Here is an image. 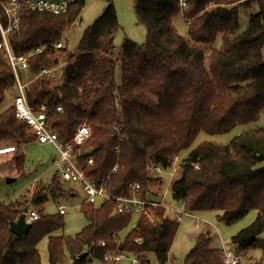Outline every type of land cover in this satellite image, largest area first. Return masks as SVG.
<instances>
[{
    "label": "trees",
    "instance_id": "1",
    "mask_svg": "<svg viewBox=\"0 0 264 264\" xmlns=\"http://www.w3.org/2000/svg\"><path fill=\"white\" fill-rule=\"evenodd\" d=\"M253 1L185 0L187 9L181 13L179 0H136L134 11L138 24L146 29V42L138 46L126 40L120 49L114 45L117 12L110 4L86 29L75 51L68 50L66 43L60 50L53 45L74 29L85 0L70 2L61 15L25 8L19 29L8 35V41L16 55L46 47L28 59V102L35 109L46 105L47 126L63 143L80 123L89 124L92 134L78 157L86 176L99 181L117 166L110 176V193L118 195L129 183H139L147 194L149 165L166 170L201 133L224 135L235 127L254 125L264 114L262 0H256L260 10L250 17L247 29L237 33L239 9ZM179 15L190 23L188 37L173 25ZM0 20L7 24L1 8ZM218 37L222 46L215 49ZM42 69L52 73L40 75ZM16 84L5 51L0 50V105ZM32 140L14 105L0 113V147L19 148ZM88 158L93 159L92 166L84 165ZM58 180L52 178L51 187L39 185L32 195L27 190L15 202H0V264H42L38 245L46 238L51 264H63L66 253L71 264H88L89 255L104 260L116 250V237L131 218L116 214L114 202L84 203L81 211L88 225L74 238L54 235L64 228V215L46 214L44 206L47 193L60 188ZM170 188L173 200L182 202L185 211L217 212L226 225L256 211L255 221L233 236L231 243L237 253L264 252V127H251L226 145L200 144L183 161ZM31 198L39 219L27 234L17 237L10 224L19 219ZM153 215L156 224L142 219L121 248L137 255L140 264H151L147 254L167 264L179 222L161 208ZM136 238L143 243L136 244ZM101 241L106 242L104 247L98 246ZM183 264L225 263L222 251L199 236Z\"/></svg>",
    "mask_w": 264,
    "mask_h": 264
},
{
    "label": "rangeland",
    "instance_id": "2",
    "mask_svg": "<svg viewBox=\"0 0 264 264\" xmlns=\"http://www.w3.org/2000/svg\"><path fill=\"white\" fill-rule=\"evenodd\" d=\"M69 1L74 2L77 0ZM135 3L136 0H85V5L79 20L76 22L74 29L64 34L62 39L63 42L66 43L68 50L75 51L78 48L86 29L92 26L100 18L108 5L113 4L117 12L119 23V30L114 40L116 49H120L126 40H129L138 46H142L146 42L147 34L145 27L137 22L134 11ZM262 5L264 6V0H262ZM259 10L260 5L256 0H254L249 7L243 6L239 9L238 34L243 33L247 29L250 17L258 13ZM173 25L181 36L188 37V23L182 15H179L173 21ZM221 46L222 39L221 37H218L214 48L220 49ZM63 59L64 57L61 56L62 61ZM22 74L23 75H20L21 81L23 83L28 82L27 84H29V81L31 80L29 72H24ZM16 95V87L7 92L5 101L0 105V113L4 112L14 104L13 99ZM254 126L264 127V114L254 125L235 127L229 133L224 135H208L201 133L192 147L184 151L170 169L163 171L160 175L155 174L151 165H149L148 174L151 179L147 184L148 197L154 200L164 201V203L172 210L171 212L173 215L175 211H184L183 203L173 200L170 186L176 175L178 176L180 173L181 164L186 157L192 153L193 149L204 142L226 145L234 137ZM11 147L15 146L12 145L4 148ZM4 148L0 147V202L6 204L15 202L18 200L19 196L24 194L27 190L30 191L32 195L36 187L39 188V185L51 187L52 178H58L55 166L52 164L54 159L59 157L58 151L54 146L49 144L41 146L30 142L26 145L25 150L23 147H15L14 150L8 151L3 150ZM7 177L12 179L15 177V181L8 183ZM58 181V186H60V188L57 189L58 191L47 193L48 201L44 206V211L46 214L55 215L59 213L60 205L66 206L67 211L64 215V228L57 231L54 235L74 238L88 225V221L81 211L86 196L77 184L61 183L60 180ZM71 192L75 196H70ZM29 204H32V198L30 199ZM34 208L36 209L35 206ZM205 213L214 214V212ZM193 214L201 219V222L197 223L193 217L184 216L183 220L179 223V229L171 247V253H173L175 257L173 264H182L184 262L185 258L196 247L197 238L199 236L209 238L213 249L216 248V250L222 251V239L226 246L230 248L229 245H231V238L252 224L257 218L258 213L252 211L232 225H226L218 219H215L212 215H209V217L205 216L209 218L205 219L202 218L203 215H200L201 212ZM170 218L172 219V217ZM135 219L136 218H134V223L136 222ZM131 230L132 226L130 223L118 233L120 241L125 240ZM47 245V238L41 241L38 245L42 264H51ZM147 257L150 259L151 264H160L154 255L148 254ZM87 260L88 264H115L99 260L91 255L88 256ZM71 261L70 254L66 253L63 264H71ZM119 264H132V262L131 259H124L121 263L119 262ZM242 264H264V252L258 249L249 250L245 253V259Z\"/></svg>",
    "mask_w": 264,
    "mask_h": 264
},
{
    "label": "built area",
    "instance_id": "3",
    "mask_svg": "<svg viewBox=\"0 0 264 264\" xmlns=\"http://www.w3.org/2000/svg\"><path fill=\"white\" fill-rule=\"evenodd\" d=\"M179 1L183 13L184 10L187 9V5L185 0ZM69 5V0H9L6 3L0 2V8L4 11L7 18L6 25L0 20V32L3 39V42L0 44V50L5 51L6 58L9 60L16 77L17 95L14 98L16 117L27 123L33 134L34 143L41 146L49 144L57 149L59 157L54 159L52 164L55 166L60 182L77 184L86 196L84 201L85 204L98 206L104 203L114 202L116 204V214L130 216V223L132 226L131 232L138 228L140 221L144 218L155 225L156 218L153 215V211L160 208L164 209L166 215H168L169 218L172 217L175 221L181 222L184 216H189L193 217L197 223L201 222V219L184 209L182 212L175 211L173 215L171 212L172 210L164 201L154 200L148 197V195L144 193L142 185L139 183H129L127 189L118 195L110 193V176L116 172L117 166H115L107 178L95 181L86 176L83 169L84 166L78 162V157L80 155L79 151L92 134L89 124L87 122L80 123L73 137L68 142L63 143L59 139L58 134L51 131L47 126L46 105H42L38 109L30 106L26 92L27 84L21 81L20 74L21 72H28L29 57L42 53L46 47L35 48L29 55H16L9 45L8 35L19 29L21 21L20 14L25 8L34 12H47L54 15H61L67 13ZM188 24L190 23L188 22ZM53 46L56 50H60L63 48L64 42L60 41ZM51 73L52 70L42 69L40 75L49 76ZM58 110L62 111L61 108H58ZM14 149L15 147H11L4 148L3 150L8 151ZM93 164L94 161L92 158H88L84 163V165L88 166H92ZM151 168L159 175L163 171L170 169L168 168L165 170L161 165H152ZM73 195L74 194L71 192L70 196ZM66 211V206L60 205L59 213L65 215ZM134 218H136L135 223ZM38 219V211L30 204L28 206V212L25 214L26 223L32 225ZM130 233L123 241H120V237H116L118 247L114 252L107 253L104 257V261L118 263L124 259H131L132 264H140L137 255L130 254L121 248L129 240ZM134 242L138 245L143 243L141 238L134 239ZM105 245L106 242L104 241L98 243V246L104 247ZM223 259L225 264H241L244 256L240 253L224 249Z\"/></svg>",
    "mask_w": 264,
    "mask_h": 264
},
{
    "label": "water",
    "instance_id": "4",
    "mask_svg": "<svg viewBox=\"0 0 264 264\" xmlns=\"http://www.w3.org/2000/svg\"><path fill=\"white\" fill-rule=\"evenodd\" d=\"M14 179L8 178L7 182L11 183ZM28 212V206L23 210L22 215L19 217V219L15 222H12L10 224V230L11 232L16 235L17 237H23L25 234H27L31 228V224L26 223L25 221V214ZM86 254H83L81 258H84Z\"/></svg>",
    "mask_w": 264,
    "mask_h": 264
},
{
    "label": "crops",
    "instance_id": "5",
    "mask_svg": "<svg viewBox=\"0 0 264 264\" xmlns=\"http://www.w3.org/2000/svg\"><path fill=\"white\" fill-rule=\"evenodd\" d=\"M176 19V18H175ZM174 19V20H175ZM173 20V21H174ZM17 89V88H16ZM15 98V97H14ZM13 101H14V99H13ZM14 105V104H13ZM12 105V106H13ZM31 142H33L34 143V141L32 140ZM36 144V143H35ZM27 145V144H26ZM26 145H24V146H21V147H23L24 148V150H25V147H26ZM4 147V146H3ZM20 148V147H19ZM7 179H8V177H7ZM13 179H15V178H13ZM13 181H15V180H13ZM75 196V195H74ZM20 197V196H19ZM200 215H203L202 216V218H205V219H209V218H207V217H209V215H212V216H214V218L215 219H218V213L217 212H214V214H208V213H205V212H201V214ZM205 216H207V217H205ZM201 217V216H200ZM219 220V219H218ZM220 221V220H219ZM180 223V222H179ZM235 236V235H234ZM232 239V238H231ZM231 245H229V247L230 248H228L227 246H226V244H225V242H224V240L222 239V245H223V248H222V253H223V250L224 249H227V250H230V251H233V252H236L235 251V246L232 244V243H230ZM216 249V248H215ZM237 253V252H236ZM240 254H242L243 256H244V259H245V253H240ZM146 256H148V254L146 255ZM244 259H243V262H244ZM104 261V260H103ZM174 261H175V257H174V255H173V253H171V251H170V254H169V259H168V262H167V264H173L174 263ZM242 262V263H243ZM120 263H121V261H120ZM241 263V264H242ZM115 264H119V262L118 263H115ZM183 264V263H182Z\"/></svg>",
    "mask_w": 264,
    "mask_h": 264
}]
</instances>
